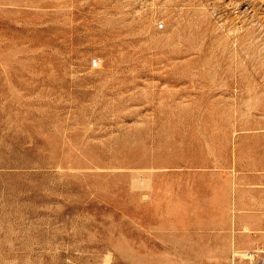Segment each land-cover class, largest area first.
Instances as JSON below:
<instances>
[{
  "label": "rangeland",
  "instance_id": "rangeland-1",
  "mask_svg": "<svg viewBox=\"0 0 264 264\" xmlns=\"http://www.w3.org/2000/svg\"><path fill=\"white\" fill-rule=\"evenodd\" d=\"M0 264H264V0H0Z\"/></svg>",
  "mask_w": 264,
  "mask_h": 264
},
{
  "label": "bare ground",
  "instance_id": "bare-ground-1",
  "mask_svg": "<svg viewBox=\"0 0 264 264\" xmlns=\"http://www.w3.org/2000/svg\"><path fill=\"white\" fill-rule=\"evenodd\" d=\"M243 252V251H242ZM244 254V253H243Z\"/></svg>",
  "mask_w": 264,
  "mask_h": 264
}]
</instances>
